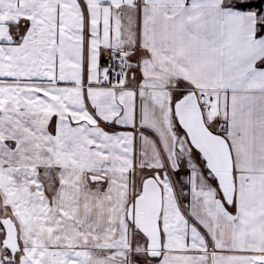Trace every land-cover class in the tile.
I'll return each instance as SVG.
<instances>
[{
  "label": "snow or ice",
  "instance_id": "obj_1",
  "mask_svg": "<svg viewBox=\"0 0 264 264\" xmlns=\"http://www.w3.org/2000/svg\"><path fill=\"white\" fill-rule=\"evenodd\" d=\"M0 264H264V0H0Z\"/></svg>",
  "mask_w": 264,
  "mask_h": 264
}]
</instances>
